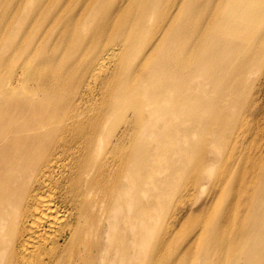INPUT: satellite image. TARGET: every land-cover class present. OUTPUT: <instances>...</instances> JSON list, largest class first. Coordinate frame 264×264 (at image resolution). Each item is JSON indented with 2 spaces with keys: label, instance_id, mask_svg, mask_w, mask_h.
<instances>
[{
  "label": "bare ground",
  "instance_id": "6f19581e",
  "mask_svg": "<svg viewBox=\"0 0 264 264\" xmlns=\"http://www.w3.org/2000/svg\"><path fill=\"white\" fill-rule=\"evenodd\" d=\"M0 264H264V0H0Z\"/></svg>",
  "mask_w": 264,
  "mask_h": 264
},
{
  "label": "rangeland",
  "instance_id": "374dc122",
  "mask_svg": "<svg viewBox=\"0 0 264 264\" xmlns=\"http://www.w3.org/2000/svg\"><path fill=\"white\" fill-rule=\"evenodd\" d=\"M171 184H172V187L170 189L172 191V201H171V205H172L174 203L175 199L178 197V196L175 197V193H176L175 190L178 187V192L180 191V187H182L184 185V180H183V178H181V176L177 175V176L174 177V179H173Z\"/></svg>",
  "mask_w": 264,
  "mask_h": 264
}]
</instances>
